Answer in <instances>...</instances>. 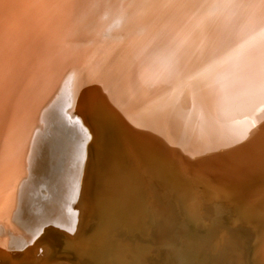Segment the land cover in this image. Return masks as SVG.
Listing matches in <instances>:
<instances>
[{
	"label": "bare ground",
	"instance_id": "bare-ground-1",
	"mask_svg": "<svg viewBox=\"0 0 264 264\" xmlns=\"http://www.w3.org/2000/svg\"><path fill=\"white\" fill-rule=\"evenodd\" d=\"M0 264H264V0H0Z\"/></svg>",
	"mask_w": 264,
	"mask_h": 264
}]
</instances>
